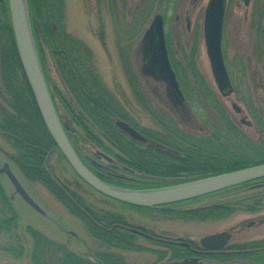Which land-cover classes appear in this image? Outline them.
Segmentation results:
<instances>
[{
  "label": "rangeland",
  "instance_id": "1",
  "mask_svg": "<svg viewBox=\"0 0 264 264\" xmlns=\"http://www.w3.org/2000/svg\"><path fill=\"white\" fill-rule=\"evenodd\" d=\"M208 2L209 0H115L109 3L108 0H63L62 22L66 33L81 40L90 49L93 55L91 67L96 69L107 89L124 105L125 114L140 128L155 132H159L161 126L151 111L154 114L165 115L181 129L198 135L206 134L205 122L216 117L207 100L194 95L190 87L193 86V78L187 65V57L196 48L195 41L198 38L195 56L197 69L213 87L233 121L253 142H258L262 134L248 104L251 103L253 108L264 116V0H251L248 6L244 4V0H227L222 46L235 88L234 93L227 97L221 96L215 85L205 46L203 24ZM147 4L150 5L147 20L138 23V15ZM158 14L164 18L171 59L181 73V79L179 77L178 79L186 101L180 106L169 98L168 86L164 79H156L143 72L146 62L140 54V42ZM132 27L133 39L124 42L122 31L127 32L126 30ZM128 42L131 44L129 52ZM125 60L130 68L128 71ZM45 63L51 84L63 91L61 76L47 47ZM133 74L137 76L138 85L140 84L142 88L141 100L145 99L146 105L139 102L133 90L134 84L129 79V75ZM63 94L69 96L65 91ZM58 110L61 116H67L66 109L60 101ZM66 121L69 122V117H66ZM72 127L76 130L73 124ZM84 147L88 153L97 150L88 140L84 142ZM10 154H14V150L0 137V162L2 164L8 162L12 166L28 193L45 210L48 217L41 215L26 203L15 192L8 177L0 174V180L19 215L17 226L10 233L2 234L0 237V264H32L33 240L26 231L27 226L35 227L50 239L88 259L92 250L99 249V244L91 237L85 222L72 215L42 184L24 178L18 167L9 160ZM48 163L52 174L84 196L93 209L117 212L126 222L144 226L156 233L198 240L205 235L231 230L234 232L231 244L264 238V197L262 205L255 211L241 209L223 219L198 221L177 212L130 208L100 195L75 174L59 151H55L49 157ZM131 177L134 180L138 179L137 176ZM248 194H254V190L211 194L175 207L178 209L200 207ZM253 221L256 225L250 226ZM261 221L263 223H260ZM141 243L149 248L156 247L152 242L142 240ZM110 249L114 250L113 254L124 256L129 264L156 262L155 254L150 251L118 252L115 248Z\"/></svg>",
  "mask_w": 264,
  "mask_h": 264
},
{
  "label": "trees",
  "instance_id": "2",
  "mask_svg": "<svg viewBox=\"0 0 264 264\" xmlns=\"http://www.w3.org/2000/svg\"><path fill=\"white\" fill-rule=\"evenodd\" d=\"M108 1L113 3L115 0ZM28 3L40 63L58 113L60 101L73 123L84 130L88 137L93 135L92 128L98 132H107L109 135L110 130L117 131L114 120L123 118L121 109L115 95L107 89L96 69L91 67L93 55L90 49L81 40L65 32L62 22L63 0H28ZM149 8L148 4L142 7L137 18L138 23L147 20ZM132 26L134 27L135 23ZM133 27L127 29V32L122 31L124 42L133 39ZM127 45L129 48L130 42ZM197 45L198 38L195 41L196 48L187 57V65L193 78L191 90L194 95L207 100L209 107L216 114L215 118L205 122L207 133L203 135L190 133L181 129L165 115L154 114L151 111L161 130L144 131L149 138L148 144L137 143L124 134V156L130 161L124 162V165L130 171L128 175L137 176L138 179L130 178L127 182L112 184L130 188L161 186L176 182L174 179L183 173L193 179H201L264 163V116L254 109L251 103L248 104L262 134L258 142H253L233 121L213 87L197 69L195 61ZM45 47L52 54L69 98L61 89L51 84L46 70ZM127 51L129 52L130 48ZM173 66L181 79L178 68L175 64ZM128 70L130 68L126 62V71ZM129 79L134 84L132 87L139 102L146 105V100H141L142 88L140 84L138 85L136 74L129 75ZM187 99L189 100V96ZM87 120L91 123H86ZM124 121L135 124L125 112ZM111 136L113 141L117 142L114 135ZM0 137L14 150V154L9 155V160L18 167L23 177L42 184L72 215L85 222L89 233L93 232L94 216L99 222H104L107 228L124 223L123 216L118 213L110 211L102 213L98 210L95 212L84 196L50 171L48 159L59 149L44 124L23 71L12 29L8 0H0ZM259 156L261 159H258ZM253 190L254 194L240 198L233 196L232 199L205 205L190 215L192 219L219 220L241 209L255 211L262 205L264 179L219 193ZM18 219L19 215L0 180V237L2 234L10 233L17 226ZM26 231L33 240L32 264H91L35 227L27 226ZM116 232L115 230L108 232L99 238L104 239L108 247H127L125 239ZM245 247L249 252L243 259L256 260L264 264V240L247 243ZM128 248L138 249L133 244ZM255 248H262V251L251 252ZM119 260H122V256L112 253L103 259L104 264L118 263Z\"/></svg>",
  "mask_w": 264,
  "mask_h": 264
},
{
  "label": "water",
  "instance_id": "3",
  "mask_svg": "<svg viewBox=\"0 0 264 264\" xmlns=\"http://www.w3.org/2000/svg\"><path fill=\"white\" fill-rule=\"evenodd\" d=\"M251 0H244L248 6ZM12 29L23 71L33 92L44 124L61 153L75 173L97 192L118 202L137 207H154L192 200L205 195L264 178V163L243 169L197 179L185 183L151 189H130L114 186L98 178L82 161L71 144L65 125L61 122L46 82L35 44L28 0H8ZM227 0H209L204 15L203 36L211 70L218 91L223 97L230 96L234 87L230 79L222 49L224 20ZM142 55L148 62L147 71L156 79L167 82L169 92L184 96L172 67L166 45L164 20L161 14L155 16L152 26L142 39ZM117 125L136 140L146 138L128 123L118 121ZM0 173H5L15 191L34 209L44 210L30 196L12 171L9 163L0 165ZM232 233L223 231L202 238V245L209 249H221L231 240ZM172 264H192L177 262Z\"/></svg>",
  "mask_w": 264,
  "mask_h": 264
},
{
  "label": "flooded vegetation",
  "instance_id": "4",
  "mask_svg": "<svg viewBox=\"0 0 264 264\" xmlns=\"http://www.w3.org/2000/svg\"><path fill=\"white\" fill-rule=\"evenodd\" d=\"M263 38H264V35H263ZM166 44H167V39H166ZM167 48H168V44H167ZM168 50H169V48H168ZM140 54H141L144 62H146L145 68L143 67V72L145 74L151 75L147 71L148 62H147V60L144 59V57L142 55V44H141V42H140ZM165 82H166V80H165ZM63 88H64L63 91L68 93L67 88L65 87L64 84H63ZM61 91H62V89H61ZM169 94H170V95H168L169 98L176 105L180 106L185 102V101L181 102V100L179 99V97L176 94L171 95L170 92H169ZM117 102H118V105L121 109V113L123 115V118L122 119L117 118L114 120V125H115L117 131H113V129L110 130V135L107 132H102V131L98 132V130L92 128L93 129L92 130L93 135H91L92 137H88L86 135V133L84 132V130H82L81 128L76 126L75 123H73V121L71 120L67 110H66L67 116H64V115L61 116V114L59 113L60 119H61L62 123L65 125L66 133H67L73 147L75 148L76 152L81 157L82 161L88 166V168L98 178H100L102 181H104L108 184H111V185H115V184H112V182L120 183L121 181L127 182L128 180H130V178L133 179L132 177H130L128 175V172H130V171L124 165V162H130L124 156V134H126V136L128 138H131L132 140L136 141L137 143H140V144H148L149 143V138L146 136V134L144 132L146 129L140 128L139 125L137 123H135L134 121L133 122L135 124H133V125L130 124V122H128V121H125V122H127L129 125H131L133 128H135L137 131H139L146 138L145 141H140V140L134 139L129 134L125 133L124 129L120 128L117 125L118 121L124 122V112H125L124 111L125 110L124 105H122L118 100H117ZM61 104H62V106H64L63 103H61ZM64 104H65V101H64ZM77 114L80 115V112L77 111ZM66 117H69V122L66 121ZM86 123H91V121L87 120ZM72 124L76 127V130H74V127H72ZM115 132H117L118 135ZM111 134L114 135L117 142L113 141ZM87 140H88V142L92 143L93 146H96V149H97L96 151H94L92 153L86 152V149L84 147V142H87ZM82 143H83V146H82ZM3 164L0 162L1 166ZM11 168H12V166H11ZM132 174H134V172H132ZM186 175L187 174L183 173L181 176L174 179V181H176V182L168 184V185L152 186V187L148 186L146 188H137V189H150V188L164 187V186L175 185V184H179V183H185V182L193 180L192 177L186 176ZM117 186H119V185H117ZM207 196L208 195L202 196V197H199L196 199H192V200L167 204V205H163V206H154V207H136V206H131V205H127V204H124V205L129 206L130 208L138 209V210H146V211H161L162 210L165 212H172V213L177 212V213L182 214L183 216H187L188 218H190V217H192L190 214L194 210L201 209L204 206L185 208V209H178L175 206L182 205L185 203H191V202L197 201V200L202 199V198L207 197ZM10 200L12 201L11 197H10ZM93 210L95 212L97 211L95 209H93ZM37 212H39V211H37ZM100 212L105 213L108 211L104 210V211H100ZM39 213L43 216L48 217L46 212L44 214L41 212H39ZM195 220H198V219H195ZM198 221H200V220H198ZM260 223H263V221H261ZM254 225H256L255 221L250 223V226H254ZM92 230H93V232L90 233V235L99 244V249H96L94 251L92 250L89 258L88 259L85 258L86 260L90 261L91 264H104L103 259H105L109 254L112 253V251H114V250H111L107 246V243L105 242L104 239L99 238L100 236H105L108 234V232H112L114 230L117 231L116 232L117 234H119L122 238L125 239L127 247L123 248L121 246H118V247H112V248H115L116 251H118V252L119 251L120 252L121 251H134V250L150 251L153 254H155V256H156V262L154 264H172V263H177V262H187V263L191 262L192 264H229V263H232V264H246V263L263 264V263L258 262L256 260H248V259L245 260L243 258H245L246 254L249 252V249L245 247V244L250 243V242L263 241L264 238L250 240L249 242H245V243L231 244L230 242L234 237V232L231 230L230 231L227 230V231L232 233V239L226 244V246L222 247L221 249H215V250L206 248L202 245L201 240L203 237H205L207 235L200 237L198 240H192V239L180 237L177 235L159 234V233H156L154 231H151V229H149V228H145L144 226L128 223L125 221V218H124V223H118L115 225H111L110 227L107 228V225L104 222H101V221L99 222L97 217L94 216V217H92ZM72 234L77 236L74 232ZM212 234H214V233H212ZM209 235H211V234H209ZM129 239H131V240L129 241ZM142 240L147 241V242H152L153 244L156 245V247H154V249L149 248L148 246L146 247L145 245H143L141 243ZM130 244L137 246L138 249L128 248ZM257 251H262V248L252 249L251 252L255 253ZM124 260H125L126 264H129L127 262V260L124 259V256H122V260H119L118 263H113V264H124Z\"/></svg>",
  "mask_w": 264,
  "mask_h": 264
}]
</instances>
